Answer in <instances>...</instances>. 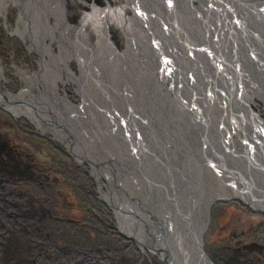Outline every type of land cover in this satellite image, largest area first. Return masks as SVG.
<instances>
[{"label": "rangeland", "instance_id": "1", "mask_svg": "<svg viewBox=\"0 0 264 264\" xmlns=\"http://www.w3.org/2000/svg\"><path fill=\"white\" fill-rule=\"evenodd\" d=\"M152 1L137 0L141 8ZM50 2L0 0V33L10 37V40H0V131L10 134L40 157L47 153V149L38 146L45 136L62 144L78 170L86 169L93 181L96 198L112 213L117 232L132 240L139 252L147 255L153 264H171L161 253L144 244L145 239L160 238L157 223L161 226L164 221L168 225L174 223L176 231L170 229L167 233L178 239L182 231L177 229L187 220L184 211L196 209L197 218L202 221L199 244L202 242L205 255L215 264L209 256L220 245L221 239L232 233L241 216L238 207H245L252 213L248 216L257 221L264 219V209L259 208L256 202L264 203V0H244L234 8L240 19L238 24L227 22L228 35L236 27L234 35L241 48H236L238 56H230L236 71L231 69L227 76L224 72L227 65L222 58L217 59L216 70L223 77L221 79L217 75L221 84L220 101L215 97L217 93L212 91L210 95L209 81L201 68L202 56L190 47L191 36L181 45L174 40L171 42L175 45L168 42L169 33H175L171 28L177 22L184 33H201L200 45L207 48V41L214 38L218 24V0H161L156 7L157 1L154 0L149 8H156L152 14L155 19L149 12L146 16L136 15L127 0H56L54 5L58 10L66 11L67 28L63 30V25L48 13V18L43 17V20L52 26V30L49 36H45L42 17L38 13L44 8L47 11V8H52ZM24 8L27 17L24 16ZM93 8L106 11L107 41L109 48L111 46L114 50L112 58L118 57L117 61L110 59L108 77L137 98L138 109L150 113V126L143 123L142 115L146 113L139 110L133 119L139 128H135L130 120L131 128L128 130L131 134L137 130L139 139H142L148 133L147 129L142 131L143 127H151L148 135L159 136L155 151L170 163L165 168L158 163L153 149L145 151V158L133 142L123 140L106 125L100 123L96 126L90 120L91 115L97 120L101 117L95 110L94 114L91 113L93 106L80 92L81 82L77 80L81 79L82 71L75 53L81 47L75 41L81 42L82 37L80 33L78 37L72 27L80 25L85 16L93 13ZM134 16L139 24L137 33L146 36L144 42H148L149 50L141 46L137 38L136 48L127 44L124 24ZM161 17L164 22H159L158 26L155 22ZM116 19L123 23L124 29L117 25ZM84 31L85 38L96 46L98 32L95 22L85 23ZM63 33L69 36L67 40H71V44L60 36ZM160 34L163 35V44L153 38ZM13 38L24 52L17 50ZM228 38L231 39L230 36ZM219 44L218 50L223 54L228 45L222 40ZM83 49L81 54L87 55V44ZM124 51L127 53L121 55ZM131 52L134 54L129 55ZM158 53L170 58L169 62L164 61V72L170 77L166 81L156 79L153 74L159 65ZM173 55L179 59L175 61ZM54 56L55 61L51 63ZM112 68L124 73L123 82L122 78L115 76L116 71ZM87 83L91 84V81L87 80ZM160 97H163L162 102L166 100V111H158L156 117L154 111L158 109ZM52 98L56 101L61 99L63 107ZM113 100L121 107V99ZM185 107L189 108L187 116L182 112ZM110 114V117L121 120L117 113ZM254 117L258 126V129L253 128L256 132L249 124ZM102 118L109 122L107 115ZM16 121L21 123L18 124V132L11 128ZM236 125L243 128L246 136ZM29 133L37 134L40 139L30 137ZM237 135H244V139ZM19 136L28 142H21ZM112 198L120 202L118 204L124 213ZM192 215H187L190 226H193ZM249 219L246 218L244 223L247 224ZM163 238L167 242L165 235Z\"/></svg>", "mask_w": 264, "mask_h": 264}, {"label": "trees", "instance_id": "2", "mask_svg": "<svg viewBox=\"0 0 264 264\" xmlns=\"http://www.w3.org/2000/svg\"><path fill=\"white\" fill-rule=\"evenodd\" d=\"M19 123L11 128L18 132ZM38 146L47 149L43 157L0 131V264H153L117 232L86 169L78 170L64 146L47 136ZM238 209L232 233L209 257L215 264H264V219Z\"/></svg>", "mask_w": 264, "mask_h": 264}, {"label": "bare ground", "instance_id": "3", "mask_svg": "<svg viewBox=\"0 0 264 264\" xmlns=\"http://www.w3.org/2000/svg\"><path fill=\"white\" fill-rule=\"evenodd\" d=\"M32 1L36 2L37 0L36 1L32 0ZM55 1L56 0H51L50 3H52V8H50V7L47 8L48 11L44 8L42 11L39 10V13H38L40 15V18L42 17L41 21H42V27L45 31V36H49V33L52 30V26L49 25L47 21L43 20V17L44 18L46 17V19L48 18L47 17V16H49L48 13L50 15L52 14L54 16L57 23L63 25V28H62L63 30H65L67 28V27L65 28L66 23H67L66 11H65V9L64 10H61V9L58 10V7H56L54 5ZM127 1L130 4V6L133 7L134 13L138 16L139 15L146 16V13H148V12L152 16V14L156 12V8H154V6L152 7L153 9L149 8V6H152L154 0L152 2H150V4H146L147 7L145 6V4L142 5L143 6L142 8H141L140 4L137 2V0H127ZM155 1H157L155 3V7L159 6V3L161 2V0H155ZM40 2L42 3V0H40ZM243 2H244V0H218V5L216 7V17H217L218 24L215 26V29H214V33H213L214 38H210L209 41H207L208 42L207 48H203L200 45L199 38L202 35L201 33H195V32L192 34L191 33H189V34L184 33V30H181L180 25L177 22H175L174 27L171 28V29H174L175 33H169L170 37L169 38L167 37L169 39V41H168L169 43H172L173 45H175L174 42H171L172 40H174L176 43L181 45V44H184L188 40L189 36H191L192 40L191 41L189 40L191 42L190 47L194 51H197L198 53H200V55L202 56L201 68L203 70V75L206 76L207 80L209 81L208 89H209L210 95H211L212 91L214 93H217L218 95L215 97H218L217 99L219 101H220V94H221V92H220L221 91V86H220L221 84H220V80H218V77H217V75H219V73L216 70V63H218V60L222 58L221 60H223V63L225 65H227V69L225 71H224V69H222L224 72H226L225 73L226 76L229 75V71L231 69H233V71H236L235 68H233V62L231 61L230 56L231 57H232V55H233V57L238 56V52H236V48L240 49L241 47L239 46L240 45V42H238L239 40L237 41V38L235 36L236 35L235 34L236 27L233 26L234 28L232 30L234 33L232 32L231 35H230V33L228 35V33H227V31H228L227 30V22L228 21H233V22L235 21L234 22L235 26L238 24V21L240 19H239L238 15L236 13H234V8L236 6L241 5ZM22 7H24V6H22ZM23 10H24V16L27 17L25 8ZM30 10H32V8ZM105 12L106 11H100L98 9L93 8V13L85 16L83 18V20L80 21V25H78L77 27H72L74 33H77V35L80 33V35L82 37L81 42H78V39L75 41V43H80V47H81V49L77 50V52L75 53V58L79 62V65H80L81 71H82L81 75H80L81 79L78 78V80H77L78 82H81V84H79L81 86V87H79L81 95L86 99L87 102L90 103L91 107L93 106L92 107L93 109H91L93 111L91 113L94 114L95 111H97V113L99 114L98 115L99 117L102 118V117H105L107 115L110 118L109 122H107V121L103 120V118L102 119L100 118V120H97L91 115L90 118L92 117V119H90V120H92V122L96 126H100V123L103 126L106 125L107 129H109L110 131H114L113 132L114 134H116V133L119 134V136L122 137L123 140L133 142L136 145V147L139 149L141 154H143L145 156V158H147L145 155V151H149V150L152 151V149H153L154 151H152V152L157 156L158 163L160 164V166H161V164H163L164 168H165L167 163L168 164H170V163L164 156L162 157V155L159 152L157 153V151H155V144L158 143L157 137H159V136L152 135V133H150V135H148V133L151 132V127H146V126L143 127L142 131H145L147 129L148 133L144 132L145 133L144 138H142V139H139V137L136 133L137 130H134L133 134H131L128 130L129 128H131L130 123H128V121H130V120H131V123L134 124L135 128H137V127L139 128V125L136 124L133 121V119L135 120V116H134L135 112L137 113V111H139L141 109H138L139 103L137 101V98H134L132 95L125 92L124 89L122 88V86H119L118 83L116 84L113 79L108 77V72L110 71V64H111L109 62L111 60L117 61L118 57L115 56L112 58V54L114 53V50L111 48V46L109 48V43L107 41L109 33L107 31V23L104 20ZM29 13H31V12H29ZM149 14H147L148 17H150ZM135 17L136 16H134L130 20H127L128 22L126 24H124L127 29L126 28L124 29L123 23L120 24V22L117 19H116V21H117L116 23H117V25H119V27L124 29L123 34H124L125 38L129 41L127 43L129 46L133 45V47L135 46V48H136V45H138V43H140L141 46H143L145 49L149 50L150 48L148 46V42L147 41L144 42L146 40L145 39L146 36L143 37V35L140 36V34L137 33L138 31L136 30V28L139 27V24L136 21ZM152 18L155 19L154 16H152ZM90 21L95 22V26H96L97 32H98L97 33V36H98L97 43L95 44L96 46L91 45L90 42L88 41V39H86L84 36L85 35L84 25H85V23H88ZM159 22L160 23L164 22L163 17L158 18L155 23H158V26H159V24H160ZM25 25H26V23H25ZM161 27H164V26H161ZM139 32H142V31H139ZM63 34H64V36H63ZM63 34H60V36L65 38L66 41H68V43L71 44L70 43L71 40H69V39L67 40V38L69 36L66 35L65 33H63ZM31 35H33V34H31ZM227 35L230 36L231 39H229ZM78 37H79V35H78ZM162 37H163V35L160 34L159 37L157 36V37H153V38H155V40L158 39L157 43L159 42L160 44H163L164 42H163ZM42 38H44V37H42ZM136 38L139 41L138 43H135ZM243 38L246 39L247 37L243 36ZM221 40L228 45L227 50H225V52L223 54H220V52L218 50L219 45H220L219 43ZM246 41L248 42L247 39H246ZM84 44H87V48L89 49V52L87 55L81 54L84 52V51L81 52V50H85V49H83ZM156 45H158V44H155V46ZM49 46L51 47L52 45L49 44ZM45 48L48 49L49 47L45 46ZM129 48H131V47H129ZM154 49H156V47ZM160 49H161L160 50V52H161L163 48L161 47ZM128 50H130V49H128ZM127 51H124L121 55H123L125 52L127 53ZM258 52L261 53L262 51L258 49ZM132 54H134V53L131 52V54H129V55H132ZM157 56L159 58V65H156V67L154 68L153 74H155L156 79H158V80L161 79V80L166 81V80L170 79V77L167 76L164 72V68H166L165 62L166 61L169 62L170 58L167 59L166 57H169V56H166L165 54L163 56H161V54H159V53ZM173 57H176L175 61L177 60V58L179 59L178 56L173 55L172 58ZM54 58H55V56L52 58L51 63H52V61H55ZM139 58L142 59L141 61L144 60L143 55H141V54H140ZM203 63H207L208 65L205 64L206 66H204ZM114 66L116 67V65H114ZM213 69H214V73L211 74ZM112 71H116L115 76L117 78H122L121 82H123V80L125 79L124 73H119L117 68L116 69L112 68ZM157 71H159V73H157ZM120 72H122V71H120ZM147 75H149V74L147 73ZM143 78H142V80H143ZM219 78L223 79V77L221 75H219ZM87 80L91 81V84H89V83L86 84ZM115 80H117V79H115ZM116 82H118V81H116ZM171 84H172V86H174L173 83H171ZM262 89L264 90V87ZM45 90H46V87H45ZM142 92H143V90H142ZM52 99H53L52 101L59 102L61 108L63 107L61 99L57 98L58 101H56L54 98H52ZM113 99H117V100L121 99V103H122L121 107L118 105H115ZM162 99H163V97H160L158 100L159 103L157 102V104H159L158 109H156V111H154V112H156V115H155L156 117H157V114H159L158 111L159 112L161 111L162 113H165V111H166V109H165L166 100H164L162 102ZM65 101L66 100H64V103H65ZM65 105H68V103ZM155 106H157V105H155ZM67 108H68V106H67ZM188 109H187V107H185V110L182 111L183 114H185V116H187L186 114H188V111H189ZM141 111H143L142 113H146L145 116H144V114L142 115L143 116V118H142L143 123L150 126L151 120H150V116L148 115L150 113H148L146 111L144 112V110H141ZM110 112L117 113L118 114L117 117H119L121 120H118L117 118H115L113 116L110 117V115H111ZM58 114H59V112H58ZM249 124L252 126L251 127L252 129L253 128L258 129V126L256 125V117L251 119V122ZM237 125H236V128L238 127L239 131H241V133L244 134L242 131L243 128L242 127L239 128V126H237ZM253 125H254V127H253ZM140 126H142V125L140 124ZM140 129H141V127H140ZM254 129H253V131L256 132ZM133 135H135V136H133ZM244 135L246 136V134H244ZM244 135H239V136L237 135V136H238V138H240V137L243 138ZM258 139H259V137H258ZM140 164L141 163H139V165ZM142 165H143V163H142ZM160 171H162V170H160ZM163 184H164V182H163ZM118 190H121V189H118ZM118 192H120V191H118ZM111 197H113V195ZM256 200H257V198H256ZM113 201H115L114 203L117 204V207L120 209L121 213H124L122 207L120 206V204H118L120 202L116 201L114 199H113ZM256 202H257V205L259 208L263 207V209H264V203L261 202L262 204H260V203H258V201H256ZM192 211L191 212H188L186 210L184 211V213L186 214L187 220H186V223L180 227V229H177V230L182 231L181 232L182 234L179 235L178 239L173 238L172 233L169 236L167 233L168 231H170V229L173 230L174 232L176 231L175 224L172 223V224L168 225L166 223V221H164V222L162 221L163 222L162 226L160 223H157L158 227H159V234H161L160 238H157L158 237L157 236L156 238L154 237L153 239H151V238L145 239L146 242L147 241L150 242L149 243L150 245L147 244L146 242L144 244L151 247L153 251L161 253L164 258H167L168 261H170L171 264H197L199 261L198 259L200 257L199 253H198V250H199L198 245H199V236H200L199 233L201 232L200 229L202 227V225H201L202 221L199 220L200 218L199 219L197 218L198 217V215H197L198 211L196 209L192 210ZM187 215H192L193 226L189 225ZM126 216H127V214H126ZM172 225H173V227H172ZM135 233H137V232H135ZM163 234L166 236L167 242L164 240ZM201 264H212V263L208 258H204V260H202Z\"/></svg>", "mask_w": 264, "mask_h": 264}, {"label": "water", "instance_id": "4", "mask_svg": "<svg viewBox=\"0 0 264 264\" xmlns=\"http://www.w3.org/2000/svg\"><path fill=\"white\" fill-rule=\"evenodd\" d=\"M200 242H201V240H200ZM198 246H200V248H199V250H198V253H199V261H198V263L197 264H201V262H202V260H204V258H208L206 255H205V253H204V251H203V244H202V242L198 245ZM203 258V259H202ZM166 260V259H165ZM167 261V260H166ZM168 262V261H167ZM168 264H169V262H168Z\"/></svg>", "mask_w": 264, "mask_h": 264}]
</instances>
